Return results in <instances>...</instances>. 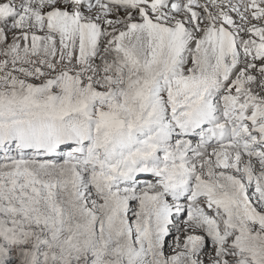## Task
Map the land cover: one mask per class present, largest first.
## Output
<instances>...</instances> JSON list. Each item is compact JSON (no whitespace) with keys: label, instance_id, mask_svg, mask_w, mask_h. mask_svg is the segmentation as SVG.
Masks as SVG:
<instances>
[{"label":"snow or ice","instance_id":"1","mask_svg":"<svg viewBox=\"0 0 264 264\" xmlns=\"http://www.w3.org/2000/svg\"><path fill=\"white\" fill-rule=\"evenodd\" d=\"M0 264H264V0H0Z\"/></svg>","mask_w":264,"mask_h":264}]
</instances>
